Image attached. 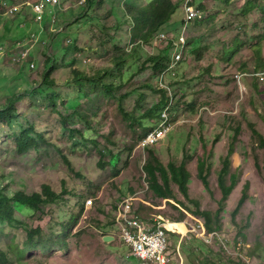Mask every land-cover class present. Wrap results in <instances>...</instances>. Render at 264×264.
<instances>
[{"label": "rangeland", "instance_id": "374dc122", "mask_svg": "<svg viewBox=\"0 0 264 264\" xmlns=\"http://www.w3.org/2000/svg\"><path fill=\"white\" fill-rule=\"evenodd\" d=\"M0 1L20 7L13 14L0 8V107L9 98L16 107L11 124L0 122V189L8 195L33 194L49 184L57 192L64 186L70 192L41 211L18 207L14 222L0 223V248L9 264H137L115 219L120 202L133 195L140 217H162L176 224L169 230L188 234L171 235L172 264H264V149L250 128L253 124L264 135V98L257 90L263 91L264 83L240 80L264 61V40H258L264 33L263 16L257 10L246 14L250 0H194L205 18L190 26L187 59L170 81L175 129L154 146L143 142L161 113L145 114L161 95L155 91L158 74L147 61L166 44L132 41L135 11L153 0H62L47 5V21L40 24L27 3L37 0ZM172 1L180 5L165 26L171 38L181 33L185 18L183 1ZM37 29L43 36L32 38ZM237 44L240 49L232 56ZM24 48L35 54L34 67L9 59ZM51 68L55 70L48 77ZM124 95L128 98L121 102ZM30 128L38 144L21 152L17 140ZM238 128L242 133L235 142ZM232 144L240 181L226 201L221 237L208 243L199 233L205 219L180 207L186 218L173 221L181 217L176 201L149 189L144 165L150 150L165 164L186 161L191 198L203 210L216 212L223 199L220 172ZM200 158L207 162L212 191L198 178ZM248 182L250 199L235 216ZM172 187L179 200L197 210L176 184ZM91 198L90 209L85 201ZM38 227L43 232L34 239L37 247L22 258L16 255L26 247L28 231ZM107 235L116 239L106 242Z\"/></svg>", "mask_w": 264, "mask_h": 264}, {"label": "trees", "instance_id": "16d2710c", "mask_svg": "<svg viewBox=\"0 0 264 264\" xmlns=\"http://www.w3.org/2000/svg\"><path fill=\"white\" fill-rule=\"evenodd\" d=\"M232 1L233 0H227L228 3ZM1 3L2 2L0 1V8H2ZM91 3L92 0H90V4ZM179 5L180 3L176 4L172 0H153L146 7L137 9L134 15V32L132 34V41H134L135 43L142 41L143 44L145 45L150 43L154 45V39L158 34L160 33L168 34V32L165 31V26L172 21V19L179 10ZM255 10L259 11L262 14L264 21V0L262 3H260V0H250L247 3V8L245 9L246 14H249ZM31 11L33 12L32 7H31ZM204 18L196 23L202 22ZM45 20L47 21V17L45 18ZM183 24L184 22L182 21V26ZM36 32L40 33V38L43 36L42 34H44L43 32L40 31V29H37ZM180 34L181 33L176 34L174 39L177 40ZM258 40L260 41L264 40V33L263 35L258 37ZM173 41L174 40L170 41L169 44L165 46L166 49H164V51L160 55L156 57H150L147 61L148 63L153 64V69L155 73L158 74L157 77L158 87L155 91L159 95H161L160 102L152 110L146 112L145 117L147 118L156 116L158 113H161L160 115H158L159 117H161L163 111H165L170 105H172L169 109V114H170L175 105V97L173 95L172 88L170 87V81L173 80L175 77L169 76L166 79L164 84L165 86L167 85L168 88L162 87V85L159 82V76L163 73L164 70L168 68L170 64L171 54L174 48ZM186 41L187 44L181 65L186 61L189 52V41L187 39V36H186ZM239 49H240L239 44H237V46H234L231 55L233 56L236 53H238ZM197 54H199V58L202 57V52L199 51L197 52ZM33 55L35 56V54H33L32 51L30 53V56L23 62V64H26V66L31 68L32 63L34 64V62H32L34 61ZM14 56L15 54L14 55L11 54L9 59H12L13 61ZM20 63H16V64H20ZM84 63L86 64V62ZM144 68L145 67H143V69ZM54 70L55 68H51L47 72L48 77ZM245 70L248 71V66L244 67V71ZM261 70H264V61L262 59L259 61L258 64H256L253 73L241 74L240 76L241 82L243 79L246 78H254L256 81L260 83H264L261 81V78L257 76L258 74H264V72H260ZM80 76L87 78L85 75L82 74ZM106 90L110 92L112 90V87L111 86L106 87ZM257 90L261 93V96L264 98V90L262 91L259 86H257ZM127 98L128 95H124L123 97H121L120 101L123 102ZM12 102H13V98H9L8 103L0 107V122L5 125L11 124L12 121L16 118L15 116L16 107L12 104ZM122 110L123 112H125L123 108ZM250 128L253 131L254 139L259 143V146L264 149V135L255 127V125L251 124ZM31 130H33V128L24 130L20 135L19 139L17 140V147L21 152H25L30 147L31 148L35 147L38 144L37 138L31 135L32 133ZM241 133H242V129L238 128L236 131L235 142H237V140L241 136ZM236 152H237L236 147L234 144H232L229 150V154L224 159V166L220 172V178H219V186L223 193V199L219 210L216 212H213L211 210H203L199 201H196L193 198H191L189 183L192 174L187 167L186 161H183L179 165H177L174 162H169L168 164H165L156 155V153L153 150L149 151V158L147 159L146 164L144 165V171L147 175V180L149 182V189L159 198L168 199L169 202L171 199L176 201L178 206L175 205V207L181 211V217L173 221L182 222L185 220L186 211L183 210L184 208L185 210L191 213H195L201 218L205 219L206 227L209 232L219 231L223 228L222 214L226 209L225 207L226 201L229 200V198L235 191L240 181V173L234 171L233 168L234 167L233 157L236 154ZM65 161L68 164L69 168L73 170L70 160L65 157ZM101 167H104V165L101 164ZM257 167L261 170V164L259 159H257ZM198 178L201 181H203L204 185L208 190L212 191L210 173L205 159L200 158L198 160ZM173 184H176L178 186L179 191L183 194V196L186 199L192 200L194 201V203L197 204V210H194L193 208H191V206H188L186 202H184L183 200H179L176 197L175 190L172 187ZM250 190H251V183L248 182L245 186L244 194L242 199L240 200L239 206L237 210L234 212L235 216L239 213V211L244 207V205L250 199ZM69 194L70 192L67 190L65 186L62 192H57L49 184H44L41 192H35L33 194H27L23 191H19L14 195H8L5 194L2 189H0V223L14 222L16 219L15 218L16 208L18 207H20V209L23 212L41 211L47 205L56 204L63 201L64 197ZM137 215L140 216L139 214ZM174 231H176V233L178 232L184 235H188L183 231H179V230H174ZM42 232L43 230L40 227L29 230L28 243L26 247L24 249H18L17 251H15L16 252L15 254L22 258L26 250L37 247L35 245L34 239L35 237L41 235ZM61 233H64V231H62ZM240 233L243 236L245 235L244 232H240ZM171 235H175V232H168L169 240H171L170 239ZM0 263L1 264L10 263V258L8 254L5 251H3L1 248H0Z\"/></svg>", "mask_w": 264, "mask_h": 264}, {"label": "built area", "instance_id": "2783aa9c", "mask_svg": "<svg viewBox=\"0 0 264 264\" xmlns=\"http://www.w3.org/2000/svg\"><path fill=\"white\" fill-rule=\"evenodd\" d=\"M61 1L62 0H37L27 3L31 5L35 20L40 24L45 20L47 5H59ZM182 1L185 18L179 38L175 40L174 37L171 38L168 34L160 33L154 39V44H166V46L170 41L174 40L170 64L159 76V82L162 87L165 88H168V86L164 84L166 79L169 76H177V70L183 60L187 44L186 36L190 25L204 18L203 12L194 5V0ZM1 7L4 9L5 14H13L20 9L17 5H10L8 1H2ZM35 36L34 34L33 37ZM30 53V49L25 48L14 56L13 61L16 63H23L30 56ZM33 66L34 64L32 63V67ZM257 76L264 82V74H258ZM171 106L172 105L163 111L157 127L148 133L143 142L144 146H154L163 142L165 138L173 132L175 126L172 124L169 114ZM135 201L136 195L124 198L117 207L115 217L117 224L122 230L121 238L130 249V256L136 260L137 264H172L170 256L172 242L169 240L168 232L176 233V231L169 230L165 224V219L162 217H154L151 218L152 220H147L138 216L134 208ZM93 203L94 201L92 198L87 200L86 207L91 209ZM191 231L190 229V232ZM199 233L208 243H214L217 237H221L218 231L209 232L205 222L202 224V230ZM240 245H242V242ZM226 247L228 248L227 244ZM239 255L243 256L241 253H239Z\"/></svg>", "mask_w": 264, "mask_h": 264}, {"label": "water", "instance_id": "95a60500", "mask_svg": "<svg viewBox=\"0 0 264 264\" xmlns=\"http://www.w3.org/2000/svg\"><path fill=\"white\" fill-rule=\"evenodd\" d=\"M116 239L115 236H111V235H107L104 237V241L106 242H111V241H114Z\"/></svg>", "mask_w": 264, "mask_h": 264}, {"label": "bare ground", "instance_id": "6f19581e", "mask_svg": "<svg viewBox=\"0 0 264 264\" xmlns=\"http://www.w3.org/2000/svg\"><path fill=\"white\" fill-rule=\"evenodd\" d=\"M165 224H166V226H167V228L169 227V228H171V229H174V228H176V224L175 223H172V222H165Z\"/></svg>", "mask_w": 264, "mask_h": 264}, {"label": "clouds", "instance_id": "9594fccd", "mask_svg": "<svg viewBox=\"0 0 264 264\" xmlns=\"http://www.w3.org/2000/svg\"><path fill=\"white\" fill-rule=\"evenodd\" d=\"M36 35L35 38H39L40 37V33H33V35ZM34 38V37H33ZM25 49V48H24Z\"/></svg>", "mask_w": 264, "mask_h": 264}]
</instances>
